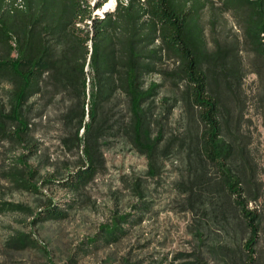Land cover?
Masks as SVG:
<instances>
[{
	"label": "trees",
	"instance_id": "trees-1",
	"mask_svg": "<svg viewBox=\"0 0 264 264\" xmlns=\"http://www.w3.org/2000/svg\"><path fill=\"white\" fill-rule=\"evenodd\" d=\"M17 1L0 0V79L10 86L8 109H0V141L23 145L27 152L19 157L25 168L11 172L15 184L40 191L30 181L36 170L24 160L26 155L36 154L41 144L33 137L37 122L32 119L43 115L47 98L41 104L42 98L53 100L60 94L67 99L60 115L65 134L59 140L76 160L66 177L52 181L80 192L104 167L105 151L115 140L130 143L145 155L151 176L157 174L159 157H175L191 177L182 184L190 195L188 204L193 203V195L211 199L201 213L205 220L207 208L220 202L222 196L227 198L237 208L246 233L239 260L241 264H258L255 243L260 218L257 208L248 204L259 195L246 197L249 192L243 184L250 178L238 169L237 145L223 136L224 130L232 134L226 103L240 86L238 49L243 40L208 47L200 12L209 0H129V6L116 0L108 10L103 8L110 0H97L93 6L86 0H22L23 8L16 6ZM221 5L239 14L237 21L245 41L264 59V0H221ZM168 58L176 60L169 74L186 84L181 99L191 118L185 132L168 141L172 148L166 144L159 149L162 131H155L158 121L152 111L160 84L147 82V77L161 72ZM36 106L37 111L30 116ZM241 157L247 162L242 152ZM136 191L141 199L134 204V212H146L149 207L143 189ZM218 206L221 217L215 230L223 235L227 233L226 213L224 205ZM21 208L0 201V213ZM42 210L45 213L36 219L61 220L67 215L51 201ZM134 212L116 215L110 223L100 225L98 234L87 237V245L116 243L126 233L128 223L140 222L142 214ZM13 242L22 248L29 241L17 238ZM80 250L83 255L91 252L78 247L70 262L76 261L74 256L80 257ZM193 262L187 261L204 264Z\"/></svg>",
	"mask_w": 264,
	"mask_h": 264
},
{
	"label": "rangeland",
	"instance_id": "rangeland-1",
	"mask_svg": "<svg viewBox=\"0 0 264 264\" xmlns=\"http://www.w3.org/2000/svg\"><path fill=\"white\" fill-rule=\"evenodd\" d=\"M110 4L111 1L107 5ZM238 15L224 8L221 0H209L200 12V24L209 48L215 47L217 42L236 39L240 44L243 40L238 49L240 86L226 103L232 134L224 130L223 136L237 145L238 169L250 178V182L243 184L249 192L246 197L254 193L259 195L257 201L248 205L256 207L259 214L255 255L258 264H264V59L245 41ZM175 62L173 58L166 59L160 67L161 72L147 77V82L160 84L152 111L158 121L155 131H162L159 149L169 144L173 135L181 136L191 118L181 99L186 89L184 80L169 74ZM9 89L10 86L0 79V109H8ZM48 97L39 101L43 104L47 98L43 115L32 119L37 122L33 137L41 144L36 154L24 158L25 163L36 170L30 181L40 191L20 188L11 174L18 168H25L19 163V157L27 153L26 148L8 140L0 141V201L22 206L19 210L0 213V264H184L197 260L204 264H241L239 259L246 233L237 208L222 196L224 201L220 199L211 209L207 208L208 216L202 220L201 213L211 199L206 201L201 194L193 195V203L188 204L190 195L183 190L182 184L191 177L182 171L185 167L175 157L165 159L160 155L157 174L151 176L148 158L130 143L115 140L105 151L104 167L80 192L75 193L52 181L66 177L76 159L62 148L59 140L65 134L60 115L67 98L58 94L51 101ZM35 111L37 106L29 115ZM173 146L169 144L170 148ZM241 152L247 162L242 159ZM139 188L143 189L144 201H148L149 207L146 212H139L142 214L140 222L128 223L126 233L116 243L98 247L87 245V237L98 234L100 225L110 223L116 215L134 212V204L141 199L136 191ZM50 201L63 209L66 217L36 219L39 213H45L42 207ZM218 204L224 205L226 213L227 233L223 235L216 231L221 217ZM139 213L134 212L137 216ZM17 238L29 242L20 248L13 242ZM219 245H223L222 248ZM78 247L89 248L91 252L83 255L80 250V257L74 256L76 261L70 262L69 257Z\"/></svg>",
	"mask_w": 264,
	"mask_h": 264
},
{
	"label": "bare ground",
	"instance_id": "bare-ground-1",
	"mask_svg": "<svg viewBox=\"0 0 264 264\" xmlns=\"http://www.w3.org/2000/svg\"><path fill=\"white\" fill-rule=\"evenodd\" d=\"M86 1H88L92 6H93V4H94V2L95 1H97V0H86ZM111 1V4L110 5H107V7L105 8H103V10H108L109 8H112V6L114 5V1L116 2V0H110ZM109 1V2H110ZM120 3L122 4V6H126V5H128V3H130L129 2V0H120ZM116 4V3H115ZM24 2L22 1V0H18L17 2H16V6L18 7V8H23L24 7ZM129 6V5H128ZM100 12V9L99 10H97V11H95L94 12V14L95 13H99ZM14 45V44H13Z\"/></svg>",
	"mask_w": 264,
	"mask_h": 264
}]
</instances>
